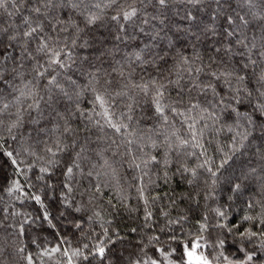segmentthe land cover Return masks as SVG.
<instances>
[{"label":"snow or ice","instance_id":"6c2138e0","mask_svg":"<svg viewBox=\"0 0 264 264\" xmlns=\"http://www.w3.org/2000/svg\"><path fill=\"white\" fill-rule=\"evenodd\" d=\"M0 264H264V0H0Z\"/></svg>","mask_w":264,"mask_h":264},{"label":"trees","instance_id":"16d2710c","mask_svg":"<svg viewBox=\"0 0 264 264\" xmlns=\"http://www.w3.org/2000/svg\"><path fill=\"white\" fill-rule=\"evenodd\" d=\"M229 135L230 134L229 133H226V132L225 133H221V135L219 137V143H220L221 146L226 145L229 142L228 141ZM214 146L215 145H213V147ZM210 151H211V148H210ZM244 158H246V157H242L241 159H244ZM239 162H240V160H237V163H239ZM5 171L7 172V169H5ZM38 208H39L38 205L30 204L26 210H28V211H34L35 209H38ZM49 208H50L52 214L55 216L56 215V206H54V204H52L50 202L49 203ZM53 223L56 224V228L55 229L49 227L47 224H45L44 229H43V233H44V235H45V237L47 238L48 241H50L52 244L57 243V238L55 236V233L57 231H61V232L66 233L67 238L69 240H71L73 244L76 243L77 236L74 235L75 230H71L70 231L68 228H66L64 226V222L61 219H59V218H57L56 220H54ZM127 223L128 222L126 220H121L119 218H117L114 221L115 226L118 229H120L122 231H125V232L127 231V228H126V224ZM35 230L40 231L38 225L36 226V229ZM33 251H35V250L33 249Z\"/></svg>","mask_w":264,"mask_h":264}]
</instances>
